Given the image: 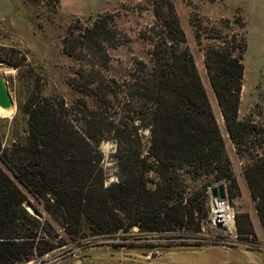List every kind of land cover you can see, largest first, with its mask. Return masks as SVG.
Returning a JSON list of instances; mask_svg holds the SVG:
<instances>
[{"label": "trees", "instance_id": "obj_1", "mask_svg": "<svg viewBox=\"0 0 264 264\" xmlns=\"http://www.w3.org/2000/svg\"><path fill=\"white\" fill-rule=\"evenodd\" d=\"M150 4L154 20L140 31L151 43L149 62L136 59L127 77L114 78L109 50L126 41L115 15L77 21L66 30L62 48L78 64L69 83L80 97L69 103L33 95L25 127L14 131L7 147L0 119V161L68 236L79 237L85 227L95 236L127 233L133 226L149 233L200 232L209 216L210 187L224 184L229 199L241 195L176 6L173 0ZM201 36L197 30L199 43ZM237 36L206 46L204 64L236 153L249 158L243 174L264 229V122L256 119L264 109L257 103L239 119L246 30L235 46ZM104 141L116 144L117 180L110 183L100 151ZM15 180L0 166V264L55 248L44 239L54 236L52 229L42 227L36 207L35 214L28 211V197ZM190 183L200 186L190 191ZM236 227L257 241L249 213L236 214Z\"/></svg>", "mask_w": 264, "mask_h": 264}, {"label": "rangeland", "instance_id": "obj_2", "mask_svg": "<svg viewBox=\"0 0 264 264\" xmlns=\"http://www.w3.org/2000/svg\"><path fill=\"white\" fill-rule=\"evenodd\" d=\"M173 2L225 140L233 170L238 171L249 158L246 154L238 155L229 138L209 84L204 49L208 45H221L222 38L232 34L238 35L233 42L238 46L246 30L244 95L239 119L248 117L257 103L264 109V0ZM105 13L115 15L119 31L126 35L123 44L109 50L112 57L110 75L121 80L127 77L136 59L149 62L151 43L141 38L140 31L154 20L150 0H0V74L6 81L14 104L9 116L0 117L3 146H9L13 141L14 131H22L25 127L24 110L33 95L40 93L63 97L69 103L80 97L69 83L78 64L63 52L62 40L66 30L77 21L86 24ZM235 18L240 20L241 25L235 24ZM223 19L231 20L230 27L221 22ZM244 22L245 29L242 27ZM197 30L202 35L200 43L196 39ZM87 100L93 105L91 98ZM256 119L264 122V115ZM100 151L107 182L116 181V144L104 141ZM0 166L15 180L1 161ZM16 183L28 197V211L35 214L33 207H36L41 215L42 227L52 229L49 230L54 236H44L45 241L55 245L43 256L34 254L30 260L18 264H264V241L257 238V241L251 242V237L247 239L237 232L241 245H233L226 231L211 228L208 218L200 232L149 233L133 226L127 233L95 236L85 227L79 237L68 236L44 210L43 202H37L19 182ZM199 186L200 183H190L189 190ZM228 200L236 214L248 213L252 208V201L243 197L242 193ZM249 242L255 246H242Z\"/></svg>", "mask_w": 264, "mask_h": 264}, {"label": "built area", "instance_id": "obj_3", "mask_svg": "<svg viewBox=\"0 0 264 264\" xmlns=\"http://www.w3.org/2000/svg\"><path fill=\"white\" fill-rule=\"evenodd\" d=\"M212 187L208 189L209 193V224L212 229L220 230L223 229L226 231V235L232 239L233 245H241L239 243V238L237 234L236 227V213L233 205L228 200V197L225 200H219L217 198H213L210 194V190ZM244 247H254V243H246L243 244Z\"/></svg>", "mask_w": 264, "mask_h": 264}, {"label": "crops", "instance_id": "obj_4", "mask_svg": "<svg viewBox=\"0 0 264 264\" xmlns=\"http://www.w3.org/2000/svg\"><path fill=\"white\" fill-rule=\"evenodd\" d=\"M209 84H210V82H209ZM243 95H244V84H243L241 103L243 101ZM239 114H240V107H239ZM234 171H235V174H236V178H237L238 184L240 186V190H241L242 196L246 197V198H248V199H250L252 201V208L250 210H248V213L250 215V218H251V221H252L256 236H257V238L260 241H264V229H263L262 224L260 222V219L258 217L256 208H255V203H254V201H253V199H252V197L250 195V192H249V189H248V185H247L245 176L243 174V167L240 166V169L238 171L236 169H234Z\"/></svg>", "mask_w": 264, "mask_h": 264}, {"label": "water", "instance_id": "obj_5", "mask_svg": "<svg viewBox=\"0 0 264 264\" xmlns=\"http://www.w3.org/2000/svg\"><path fill=\"white\" fill-rule=\"evenodd\" d=\"M12 107H14V104L10 97L6 81L4 77L0 74V108L8 110ZM210 194L213 198L225 200L227 198V190L225 185L219 184L217 186L212 187L210 190ZM134 229L137 228L135 227Z\"/></svg>", "mask_w": 264, "mask_h": 264}, {"label": "bare ground", "instance_id": "obj_6", "mask_svg": "<svg viewBox=\"0 0 264 264\" xmlns=\"http://www.w3.org/2000/svg\"><path fill=\"white\" fill-rule=\"evenodd\" d=\"M12 111H13V107L8 110L0 108V117H5L7 115L9 116Z\"/></svg>", "mask_w": 264, "mask_h": 264}]
</instances>
